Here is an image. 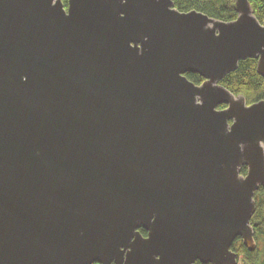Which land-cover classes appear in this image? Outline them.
I'll return each mask as SVG.
<instances>
[{"label":"water","instance_id":"95a60500","mask_svg":"<svg viewBox=\"0 0 264 264\" xmlns=\"http://www.w3.org/2000/svg\"><path fill=\"white\" fill-rule=\"evenodd\" d=\"M65 1L0 0V264H238L264 101L220 83L264 80V19Z\"/></svg>","mask_w":264,"mask_h":264},{"label":"trees","instance_id":"16d2710c","mask_svg":"<svg viewBox=\"0 0 264 264\" xmlns=\"http://www.w3.org/2000/svg\"><path fill=\"white\" fill-rule=\"evenodd\" d=\"M171 2L174 8L181 13L197 11L209 18L223 22H231L237 16L234 0H171ZM248 2L253 15L259 22H262L264 19V0H248ZM63 4H66L65 0H63ZM186 78L194 85H199L203 81L197 75L188 74ZM220 85L235 96H243L247 105L264 101V80L256 74L255 60L247 59L239 62L237 69L227 75ZM241 173L245 174L244 168ZM254 199L256 212L251 220V226L254 231L256 248L253 252H249L240 241H235L231 248L239 258H242L243 264H264V246L260 248L257 243V238H260L264 243V190L256 192ZM140 234L145 236L142 230H140Z\"/></svg>","mask_w":264,"mask_h":264},{"label":"rangeland","instance_id":"374dc122","mask_svg":"<svg viewBox=\"0 0 264 264\" xmlns=\"http://www.w3.org/2000/svg\"><path fill=\"white\" fill-rule=\"evenodd\" d=\"M257 243H258V246L260 247V248H262L263 246H264V243H263V241L260 239V238H257ZM238 264H243V262H242V258H239V261H238Z\"/></svg>","mask_w":264,"mask_h":264},{"label":"flooded vegetation","instance_id":"af4514ba","mask_svg":"<svg viewBox=\"0 0 264 264\" xmlns=\"http://www.w3.org/2000/svg\"><path fill=\"white\" fill-rule=\"evenodd\" d=\"M224 108V107H223ZM223 108H221V109H223ZM146 235V234H145Z\"/></svg>","mask_w":264,"mask_h":264}]
</instances>
